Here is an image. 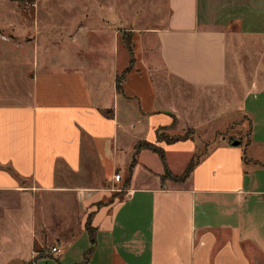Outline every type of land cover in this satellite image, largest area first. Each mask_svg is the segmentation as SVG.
<instances>
[{"label":"crops","instance_id":"crops-1","mask_svg":"<svg viewBox=\"0 0 264 264\" xmlns=\"http://www.w3.org/2000/svg\"><path fill=\"white\" fill-rule=\"evenodd\" d=\"M158 7L155 25L133 30L135 60L122 92L115 62L106 80L104 69L78 62L67 47L85 26L60 49L66 41L45 43L39 26L29 36L21 13L24 40L2 38L11 45L0 46V264H264V165L254 161L264 162V87L242 108L249 141L219 134L183 180L163 179L161 158L144 149L126 197L96 205L120 190L115 174L124 177L139 141L164 148L173 174L185 171L201 153L198 142L159 141L157 129L190 117L192 93L226 84L232 20L264 33V0ZM62 200L68 214L79 203L86 216L61 222ZM90 213L96 245L84 262Z\"/></svg>","mask_w":264,"mask_h":264},{"label":"rangeland","instance_id":"rangeland-1","mask_svg":"<svg viewBox=\"0 0 264 264\" xmlns=\"http://www.w3.org/2000/svg\"><path fill=\"white\" fill-rule=\"evenodd\" d=\"M161 2L162 0H0V35H2L0 46L7 48L11 45L2 38L24 40V37L19 35L21 13L24 14V18L26 16L28 18L27 24L32 30L29 36L34 35L36 38L39 26L41 40L44 39V42L49 44L60 39L66 41L69 35L78 32L80 26H85L78 32L80 34L78 47L76 43H70L69 46L66 41L65 44L60 45V49L68 44L71 54L77 55L78 62H87L104 69L106 80H109L110 75H114L115 70H112L114 62L118 74H121L132 61L130 51L122 38V32H132L134 28L155 25L156 12ZM23 21L26 23L25 20ZM227 29L229 75L226 84L203 93H192L187 101L192 114L187 119L194 121L195 125L186 126L187 119L180 122L176 120L167 130V134L172 136H192L199 144L198 152L207 151V146L212 144V140L217 139L219 134L227 136L231 141L240 140L242 143L249 141L250 125L247 117L242 113V108L249 92L264 87V33L245 32L242 23L233 20ZM82 48L83 52H81ZM59 51L57 45L52 52L59 54ZM134 152L135 145L133 155ZM172 155L173 153H170L171 157ZM155 156L158 157L157 154ZM125 175H127L126 171ZM125 175L124 177L122 175V182L117 184L120 190L105 196L99 203L105 204L116 197H118L117 201H120L126 197ZM60 204L61 209H55V212L58 211L57 213L61 215V222L66 219L69 222L75 220L79 223L86 216V212L80 209L79 203L76 204V212L69 214L66 212L69 205L63 200ZM96 205L99 204L96 202ZM46 207L51 215L50 206ZM50 218L51 216L48 217Z\"/></svg>","mask_w":264,"mask_h":264},{"label":"trees","instance_id":"trees-1","mask_svg":"<svg viewBox=\"0 0 264 264\" xmlns=\"http://www.w3.org/2000/svg\"><path fill=\"white\" fill-rule=\"evenodd\" d=\"M122 38L126 44V46L128 47L129 51H130V54H131V57H132V61H131V64L126 67V69L124 70L123 73L121 74H117L116 76V87H117V90L119 92H122V82L126 79L127 77V73L129 72V70L131 69L133 63H134V60H135V55H134V42H133V31L131 32H125L123 31L122 32ZM249 136L251 134V124H249ZM170 127H160L157 129V138L159 141H166L168 143H173V142H176V141H179V140H183V139H187L190 137V135H187V136H183V135H177V136H172V135H169L167 134V130L169 129ZM242 143V142H241ZM144 149H149L155 153H157L159 155V157L161 158L163 164H164V173L162 174V178L165 179L166 177H171L175 180H183L185 179L186 177H188V175L192 172V170L194 169V167L196 166V164L200 161L202 155L204 154V152H201V153H197L193 156V158L190 160V162L188 163L185 171L180 174V175H175L172 173L171 169L169 168L168 166V162H167V158H166V151L164 150V148H162L161 146L155 144V143H152V142H149V141H146V140H143V141H139L135 144V152H134V157H133V160L132 162L130 163L129 165V168L127 170V176H126V185L129 184L130 180H131V176H132V173H133V169H134V166L135 164L137 163V158L135 155L139 154L142 150ZM244 158L247 160V153L245 152V155H244ZM256 163L260 164V165H264V162H260L258 160H254ZM110 202V201H108ZM106 202V203H108ZM105 203V204H106ZM98 206H102L104 204L102 203H99L98 202ZM92 215L93 213H90L89 216H88V220L86 222V227L91 235V247L89 248V250L86 252L85 254V258H84V262H86L90 255L93 253L94 249H95V245H96V236H95V228L92 227V224H91V220H92ZM30 264H32L30 262Z\"/></svg>","mask_w":264,"mask_h":264},{"label":"built area","instance_id":"built-area-1","mask_svg":"<svg viewBox=\"0 0 264 264\" xmlns=\"http://www.w3.org/2000/svg\"><path fill=\"white\" fill-rule=\"evenodd\" d=\"M115 179L118 180V181L121 180L122 179V175L120 173H116L115 174ZM52 252L58 255L61 252V248H59L58 246H53L52 247Z\"/></svg>","mask_w":264,"mask_h":264},{"label":"water","instance_id":"water-1","mask_svg":"<svg viewBox=\"0 0 264 264\" xmlns=\"http://www.w3.org/2000/svg\"><path fill=\"white\" fill-rule=\"evenodd\" d=\"M233 143H234L235 145H239V144H241V141H240V140H234Z\"/></svg>","mask_w":264,"mask_h":264}]
</instances>
